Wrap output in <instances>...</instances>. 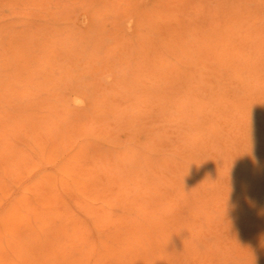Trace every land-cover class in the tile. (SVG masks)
Returning a JSON list of instances; mask_svg holds the SVG:
<instances>
[{"label":"rangeland","instance_id":"rangeland-1","mask_svg":"<svg viewBox=\"0 0 264 264\" xmlns=\"http://www.w3.org/2000/svg\"><path fill=\"white\" fill-rule=\"evenodd\" d=\"M0 227V264H264V0H0Z\"/></svg>","mask_w":264,"mask_h":264},{"label":"bare ground","instance_id":"bare-ground-1","mask_svg":"<svg viewBox=\"0 0 264 264\" xmlns=\"http://www.w3.org/2000/svg\"><path fill=\"white\" fill-rule=\"evenodd\" d=\"M10 212H8V214H9ZM5 215H7V214H5ZM1 217H2V215H1ZM7 217V216H6ZM11 218V217H10ZM5 219V218H4ZM8 219V218H7ZM14 221V220H13ZM5 222V221H4ZM11 224H13L14 225V223H11ZM75 227V226H74ZM1 228V227H0ZM64 228H67L66 226L64 227ZM38 229V228H37ZM68 229V228H67ZM75 229V228H74ZM65 231V230H64ZM72 231V230H71ZM3 232V231H2ZM66 232H68V230L66 231ZM62 243V242H61ZM96 245V244H95ZM4 246V245H3ZM56 246V245H55ZM7 248V247H6ZM95 249V248H94ZM1 259V258H0Z\"/></svg>","mask_w":264,"mask_h":264}]
</instances>
